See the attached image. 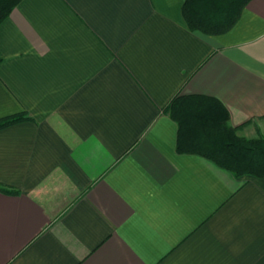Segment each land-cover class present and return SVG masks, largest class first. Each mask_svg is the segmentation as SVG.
<instances>
[{"label":"crops","instance_id":"obj_1","mask_svg":"<svg viewBox=\"0 0 264 264\" xmlns=\"http://www.w3.org/2000/svg\"><path fill=\"white\" fill-rule=\"evenodd\" d=\"M20 0L0 23V264H264V180L176 152V95L264 137V0Z\"/></svg>","mask_w":264,"mask_h":264},{"label":"trees","instance_id":"obj_2","mask_svg":"<svg viewBox=\"0 0 264 264\" xmlns=\"http://www.w3.org/2000/svg\"><path fill=\"white\" fill-rule=\"evenodd\" d=\"M19 1L0 0V23ZM249 1L185 0L181 12L190 30L214 36L231 29ZM166 112L177 126V153L205 158L235 178L264 180V139L239 136L228 124V112L218 100L203 95H176ZM24 119V115L1 119L0 128Z\"/></svg>","mask_w":264,"mask_h":264},{"label":"rangeland","instance_id":"obj_3","mask_svg":"<svg viewBox=\"0 0 264 264\" xmlns=\"http://www.w3.org/2000/svg\"><path fill=\"white\" fill-rule=\"evenodd\" d=\"M259 137H261V136H258V138H259ZM256 138H257V137H256ZM261 138H263V139H264V137H261Z\"/></svg>","mask_w":264,"mask_h":264}]
</instances>
